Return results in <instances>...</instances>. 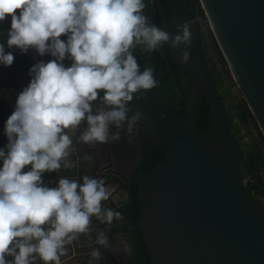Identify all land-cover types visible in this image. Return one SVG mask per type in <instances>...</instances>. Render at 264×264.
I'll return each instance as SVG.
<instances>
[{"label": "clouds", "instance_id": "obj_1", "mask_svg": "<svg viewBox=\"0 0 264 264\" xmlns=\"http://www.w3.org/2000/svg\"><path fill=\"white\" fill-rule=\"evenodd\" d=\"M146 7L145 0H0V23L10 17V27L0 29L7 48L52 57L30 66L29 83L4 123L0 264H64L68 246L81 236L91 248L87 264L104 259L93 245L112 250L104 230L94 239L92 233L93 218L108 228L124 219L104 204L115 199L114 187L88 174L63 176L49 187L43 174L78 169L81 161L91 165L93 156L80 155L77 144L117 141L120 132L113 128L133 133L143 121L147 113L129 104L146 99L158 82L154 67L141 70L135 50L151 54L168 44L189 62L182 45L192 42L193 21L170 34L145 14ZM14 58L0 43V64L11 66Z\"/></svg>", "mask_w": 264, "mask_h": 264}, {"label": "water", "instance_id": "obj_2", "mask_svg": "<svg viewBox=\"0 0 264 264\" xmlns=\"http://www.w3.org/2000/svg\"><path fill=\"white\" fill-rule=\"evenodd\" d=\"M199 1L232 78L264 139V0ZM165 2L169 19L160 0H154L159 22L161 28L174 34L175 22L180 25L191 19L185 2ZM9 27L10 17L0 23V29ZM191 31L189 45L194 59L189 58L188 63L181 62L179 48L173 49L167 44L173 61L191 83L184 119L176 116L168 100L155 88L147 93L146 99L130 102L147 113L160 131L165 142L164 159L148 172L139 167L127 177L111 165L103 166L97 174L91 165L81 161L78 169L45 172L43 179L49 187H55L63 176L70 179L84 174L102 177L114 187L115 196L104 204L115 210L131 200L130 185L135 184L139 215L133 229L141 233L149 264H264V206L252 196L251 184L244 179L241 139L231 129L230 114L206 61L203 38L193 23ZM6 39V34H0L5 51H12L15 58L11 66L0 64V86L8 85L4 86L7 96L3 124L14 109L17 93L29 83L30 66L40 57L34 50L21 54L18 49H8ZM199 92L205 95L209 105L215 131L211 144L200 139L193 127ZM83 127L86 125L81 129ZM117 131L119 139L129 135L128 131ZM5 139L4 126H0V147L7 142ZM106 144L108 154L113 157L111 147L114 151L118 147L115 144L113 147L112 141ZM102 146L99 143L86 145L83 153L89 152L93 162L101 163L105 160ZM119 147L133 151L123 143ZM121 223L113 222L111 227ZM93 227V239L96 231L104 230L108 237L112 233L111 227L95 218ZM123 238L127 248L126 264H136L128 237ZM92 247L104 254L98 264L122 262H117L113 254L100 245ZM90 251L81 236L68 246L67 255L61 259L64 264H87Z\"/></svg>", "mask_w": 264, "mask_h": 264}, {"label": "trees", "instance_id": "obj_3", "mask_svg": "<svg viewBox=\"0 0 264 264\" xmlns=\"http://www.w3.org/2000/svg\"><path fill=\"white\" fill-rule=\"evenodd\" d=\"M185 2L186 13L193 21V25L198 30L199 34L203 38L204 52L206 61L210 67L211 75L215 80L216 86L222 96L226 105L228 113L231 117V129L236 136L242 135L245 139L249 138V143L246 146L242 139L240 141V149L243 154V176L244 179L254 180L251 184L252 196L257 200L264 202V140L262 134H259L260 140H256L250 130V124L255 122L250 111L248 110L243 98H237L226 94L225 83L226 79L224 74L227 72V64L221 55L217 43L212 37L210 41L207 40V36L204 33L210 32L208 28L207 20L204 16L203 10L198 5V0H179ZM163 11L167 18H170V12L166 5L165 0H160ZM147 7L145 14L150 16L155 24L161 27L158 14L154 4V0H145ZM179 25L175 22L173 24V32H178ZM211 34V33H210ZM183 48H187L189 52V58L194 59L193 52L190 45H182ZM134 54L137 57L138 62L142 65L145 61L146 54L141 52L139 48L135 50ZM146 66H152L155 70L160 72L158 84L155 87L156 91L163 94V97L168 99V106L176 114L179 119L185 117V107L189 100L190 80L187 74L180 68L176 62L173 61L167 44H163L159 50L150 54V59L147 60ZM158 68V69H157ZM224 94V95H223ZM231 98L233 100V107H228L226 99ZM135 106V104H131ZM233 109V111H232ZM195 117H194V130L198 137L204 142L212 143V138L215 134L213 123L211 120L209 105L205 95L199 92L195 105ZM236 118V120H235ZM163 141V140H162ZM143 144V157L139 166L143 172L150 171L157 163L161 162L165 156V142L157 143L156 146ZM131 200L119 207L116 211H119L124 219L121 221V229L128 233V240L132 250V257L136 264H149V257L146 252V247L143 243L142 236L139 230L133 229L136 219L139 215V206L137 202V187L135 184L130 185Z\"/></svg>", "mask_w": 264, "mask_h": 264}, {"label": "flooded vegetation", "instance_id": "obj_4", "mask_svg": "<svg viewBox=\"0 0 264 264\" xmlns=\"http://www.w3.org/2000/svg\"><path fill=\"white\" fill-rule=\"evenodd\" d=\"M61 39L66 40V37L62 36ZM37 58H38V60L42 59L45 62H47L49 59H52V57H50L49 55H45L43 57H37ZM148 59H150V54H146L145 61L141 65V70H143V68L146 66L145 64H147ZM64 63H65V66H70L71 62L69 60H65ZM155 72H156V79L158 82L160 72L158 70H155ZM159 93L163 96V94L161 92H159ZM129 107L133 111H136V110L142 111V109L140 107H138L136 105L132 106L131 103L129 104ZM112 130L117 131V129H115V128H113ZM123 130L127 131L126 128L121 129V131H123ZM238 137H240V139H242L241 136H238ZM141 140L144 142V144L150 145L151 147L156 146L157 143L159 144V143L163 142L162 141L163 138H162L160 131L158 130V128H156L154 126L153 122L149 119V117L147 115L143 118L142 122H138L133 133H129V135L128 134L124 135L118 141H112L113 147H114V144L118 147V149H116V151H113L114 148H112L110 146L112 149L113 157H110V155L108 154L109 153V149H108L109 145L103 144L102 149L104 150L105 160L102 161L103 163L102 162L100 163L98 161H96V162L92 161V163H91L92 171L97 173V174H100V171H98L100 168H103V166L106 167L108 165H111L110 166L111 168L118 170L123 176L127 177L130 174L132 175L135 172V170L140 167L139 164H140V161L142 160V157H143V149H142L143 144L141 143ZM117 142H118V144H116ZM122 143L126 146L129 145L133 149V151L130 152L125 147L120 148L119 144H122ZM76 147L80 153H83L87 148L86 145H80V144H77ZM116 153L119 154V157H116V155H117ZM249 182H250V184H252L254 182V180H249ZM258 201L261 202L262 205L264 206V202H262L259 199H258Z\"/></svg>", "mask_w": 264, "mask_h": 264}, {"label": "crops", "instance_id": "obj_5", "mask_svg": "<svg viewBox=\"0 0 264 264\" xmlns=\"http://www.w3.org/2000/svg\"><path fill=\"white\" fill-rule=\"evenodd\" d=\"M37 60H38V58H37ZM4 86H8V85L0 86V126H4L2 119L5 118L3 110H4V106H5V97L7 95H6V90H5ZM7 91H8V89H7ZM5 141H6V139H5ZM116 144H118V142ZM114 222L117 223L118 221H114ZM122 224L123 223L118 224L115 227H111L112 233H109V237H110L111 242H109V243L110 244L112 243V250H107V252H111V254H113V256L117 262L122 261V262H119V264H126L127 251L125 252L124 250L127 248H126V242L124 241L123 237L124 236L128 237V233L124 232L121 229Z\"/></svg>", "mask_w": 264, "mask_h": 264}, {"label": "rangeland", "instance_id": "obj_6", "mask_svg": "<svg viewBox=\"0 0 264 264\" xmlns=\"http://www.w3.org/2000/svg\"><path fill=\"white\" fill-rule=\"evenodd\" d=\"M198 5L201 7V4H200V1L198 0ZM202 9V8H201ZM204 13V12H203ZM204 16H205V14H204ZM205 18H206V16H205ZM206 20H207V18H206ZM207 23H208V21H207ZM208 28H209V30H210V32H206V30H204V33L206 34V36H207V40L208 41H210L211 40V38L213 37L214 38V35H213V32H212V30H211V28H210V26H209V24H208ZM211 33V34H210ZM214 40H215V38H214ZM215 42H216V40H215ZM222 55V54H221ZM223 57V56H222ZM225 61V60H224ZM226 63V62H225ZM227 74L225 73L224 74V77H225V79H226V83H225V91H226V94H227V96H228V94L229 95H231L232 94V96H235V97H237V98H240V99H242V95L240 94V92H239V90H238V88H237V86H236V84H235V82H234V80H233V78H232V75H231V73H230V71H229V69H228V66H227ZM224 95V94H223ZM223 98H224V96H222ZM226 103H227V106L228 107H233V100L231 99V98H228V99H226ZM232 111H233V109H232ZM235 120H236V118H235ZM250 130H251V134H252V136L256 139V140H260V137H259V134H260V131H259V129H258V127H257V125H256V123L255 122H252L250 125ZM241 137H242V141H243V143H245L246 144V146L248 145V143L250 142L249 141V138H243V136L242 135H240ZM262 139H263V137H261ZM264 140V139H263ZM241 141V142H242ZM245 180L246 181H249L250 179H247V178H245Z\"/></svg>", "mask_w": 264, "mask_h": 264}]
</instances>
